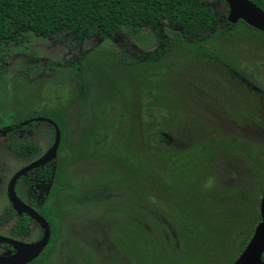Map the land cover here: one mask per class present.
<instances>
[{
  "label": "rangeland",
  "instance_id": "1",
  "mask_svg": "<svg viewBox=\"0 0 264 264\" xmlns=\"http://www.w3.org/2000/svg\"><path fill=\"white\" fill-rule=\"evenodd\" d=\"M160 24L172 43L158 60L147 55L157 41L145 24L113 38L24 31L0 42V128L42 115L60 130L48 177L33 171L16 183L50 228L30 264H223L248 241L244 227L258 223L264 34L237 23L200 47ZM28 130L35 157L50 148V126ZM28 161L0 153V235L15 222L5 217L7 182ZM193 163L205 172L171 194ZM27 227L24 240L38 239L39 225Z\"/></svg>",
  "mask_w": 264,
  "mask_h": 264
},
{
  "label": "trees",
  "instance_id": "2",
  "mask_svg": "<svg viewBox=\"0 0 264 264\" xmlns=\"http://www.w3.org/2000/svg\"><path fill=\"white\" fill-rule=\"evenodd\" d=\"M252 1L263 8L262 0ZM218 2L227 5L223 0L212 2L206 0H0V42L9 40L18 42L24 31H31L48 38H54L62 32L70 33L76 40L91 37L113 38L123 26L136 28L145 24L151 28L157 41V45L147 55L152 60H158L172 43V39L160 24L161 20L167 21L172 31L190 36L191 40L200 47L219 27L237 23L249 26L241 20L235 23L228 22L226 14L218 10L216 6ZM246 88L248 94L253 97L262 95L259 90ZM19 143L15 141V155L22 154ZM204 170L200 171L198 165L194 163L180 170L177 187L170 193L175 194L182 188L184 190L187 186L192 187L195 180L205 172ZM38 171L47 176L50 173V169L46 166ZM171 184L168 185L170 189L173 187ZM9 209L10 214L14 212L11 206ZM256 214L259 216L258 210ZM28 219L24 213L16 215V221L9 229L10 235L25 237ZM255 223L256 221L250 227L246 225L243 229L242 234L247 240L253 232ZM238 247L226 256L223 264H230L242 251L244 245ZM163 252H167L165 245Z\"/></svg>",
  "mask_w": 264,
  "mask_h": 264
},
{
  "label": "water",
  "instance_id": "3",
  "mask_svg": "<svg viewBox=\"0 0 264 264\" xmlns=\"http://www.w3.org/2000/svg\"><path fill=\"white\" fill-rule=\"evenodd\" d=\"M223 1L227 4L226 20L228 22L235 23L241 20L264 33V9L262 7L258 6L252 0ZM36 119L44 120L53 125L55 130L53 143L41 157L14 172L8 182L7 195L16 213L27 214L42 227L43 233L38 240L33 242H24L13 237L0 235V243L9 244L14 249L13 253L0 254V264H25L31 261L43 250L50 236V228L46 219L34 208L24 203L14 190V185L18 177L25 174L28 170L43 165L54 157L60 141V130L52 119L47 117H37ZM30 120L32 119L24 120L22 124H26ZM259 217L260 219L254 226L251 236L231 264H264V257H262L264 252V188L259 200Z\"/></svg>",
  "mask_w": 264,
  "mask_h": 264
},
{
  "label": "flooded vegetation",
  "instance_id": "4",
  "mask_svg": "<svg viewBox=\"0 0 264 264\" xmlns=\"http://www.w3.org/2000/svg\"><path fill=\"white\" fill-rule=\"evenodd\" d=\"M239 21V20H238ZM58 36V35H57ZM56 37V36H55ZM48 38V37H47ZM50 39H52V38H50ZM10 41V40H9ZM3 42V41H2ZM8 42V41H7ZM37 117H45V116H42V115H34V116H29V117H27V118H25V119H23L22 121H24V120H27V119H32V120H30L28 123H26V124H22V121H20L19 123H17V124H14V125H11V126H7V127H3V128H0V153L1 154H5V155H7V156H10V157H16V158H19V159H30V161H28L25 165H27L28 163H30V162H32V161H34V160H36V159H38L39 157H41L45 152H43L42 154H40V155H37L36 157H35V155L37 154V152H38V148H37V146L36 145H34V144H32L30 141H28V140H26L27 139V132L29 131L28 129H30L31 128V126H33V125H35V124H37V123H44V124H47L48 126H50L51 128H52V133H53V140H54V135H55V130H54V127H53V125L52 124H50V123H48V122H46V121H44V120H38V119H36ZM47 118H50V117H47ZM50 119H52V118H50ZM53 120V119H52ZM54 121V120H53ZM55 122V121H54ZM56 123V122H55ZM57 124V123H56ZM18 125H25V126H22V127H18ZM58 126V125H57ZM59 128V127H58ZM15 141H18V142H20L19 143V148H21L22 150H21V152H22V154L21 155H15V153H14V144H15ZM60 142V141H59ZM52 143H53V141H52ZM52 143H51V145H52ZM59 145V144H58ZM57 153H58V146H57V148H56V151H55V155H54V157L52 158V159H50L49 161H47V162H45L43 165H41V166H38V167H36V168H33V169H31V170H28L25 174H23V175H21L20 177H18L17 178V180H16V182H15V185H14V190H15V192H16V183H17V181H18V179H20L21 177H23L24 175H26V174H28V173H31V172H33V171H37V174H38V176L41 178V179H43V180H45L46 179V177H48L47 175H43L42 173H41V171L39 172L38 171V169H41V168H43V167H48L49 169H50V167H51V163L53 162V160L55 159V157L57 156ZM24 166V165H23ZM22 166V167H23ZM21 168V167H20ZM19 168V169H20ZM18 170V169H17ZM16 170V171H17ZM14 174V173H13ZM12 174V175H13ZM50 174V173H49ZM11 175V176H12ZM11 178V177H10ZM10 178H9V180H10ZM9 180H8V182H9ZM3 178H2V175H1V173H0V189L2 188V186H3ZM8 182H7V185H6V194H7V186H8ZM16 194H17V196L24 202V203H26L27 205H29V206H31L32 208H34L33 207V205L32 204H30V202H27V201H24L19 195H18V193L16 192ZM7 197H8V195H7ZM9 200V199H8ZM9 206H11V208L14 210V212H12L11 214H10V209H9ZM35 209V208H34ZM5 210H6V215H5V217H7L8 219L9 218H12L13 216H15V221H16V215L18 216V215H21V214H23V213H21V214H17L16 213V211H15V209L12 207V205H11V203H10V201H9V205L5 208ZM36 210V209H35ZM37 211V210H36ZM38 212V211H37ZM39 213V212H38ZM25 214V213H24ZM40 215H42L41 213H39ZM27 215V214H26ZM28 216V215H27ZM43 216V215H42ZM44 217V216H43ZM28 220H27V223H28V221H30V220H32V221H34L33 219H31L29 216H28ZM45 218V217H44ZM46 219V218H45ZM46 221H47V219H46ZM36 224H38L36 221H34ZM48 222V221H47ZM15 223V222H14ZM14 223L12 224V226L14 225ZM27 223H26V228H27V235H28V227H27ZM39 225V224H38ZM11 226V227H12ZM10 227V228H11ZM39 227H40V229H41V234H40V236H39V238L42 236V233H43V229H42V227L39 225ZM26 235V236H27ZM6 236V235H5ZM25 236V237H26ZM9 237H13V238H16V239H18V240H20V241H24V242H33V241H36V240H38V239H36V240H32V241H26V240H24V237H19V236H12V235H9ZM4 244H6V243H4ZM10 249H11V252L10 253H13L14 252V249L11 247V245H9V244H6ZM44 249V248H43ZM43 251V250H42ZM41 251V252H42ZM41 252L35 257V258H33L31 261H29V262H27V263H25V264H30L31 262H33V260H35L40 254H41ZM10 253H7V254H10ZM0 254H3V253H0Z\"/></svg>",
  "mask_w": 264,
  "mask_h": 264
}]
</instances>
